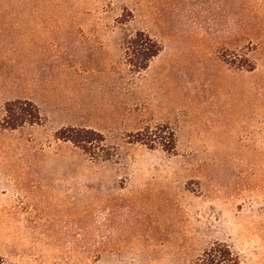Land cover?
Wrapping results in <instances>:
<instances>
[{"label": "rangeland", "instance_id": "1", "mask_svg": "<svg viewBox=\"0 0 264 264\" xmlns=\"http://www.w3.org/2000/svg\"><path fill=\"white\" fill-rule=\"evenodd\" d=\"M140 32L162 51L138 71ZM15 100L41 123L3 128ZM214 242L264 264V0H0V264H191Z\"/></svg>", "mask_w": 264, "mask_h": 264}, {"label": "trees", "instance_id": "2", "mask_svg": "<svg viewBox=\"0 0 264 264\" xmlns=\"http://www.w3.org/2000/svg\"><path fill=\"white\" fill-rule=\"evenodd\" d=\"M139 35L144 38L143 43L137 44L140 47L134 48L127 52V59L129 64L136 70L140 71L149 66L150 61L158 56L162 51L161 44L153 37L144 32ZM134 55V56H132ZM136 57H141V61H136ZM43 118L42 111L38 105L27 100L9 101L5 105V115L2 126L6 129H16L26 124L34 125L41 123ZM71 134H65V131L57 132L59 138L68 140L81 147L86 152L89 151V146L94 145L99 141H104L100 132L93 129L70 130ZM170 143L163 144V148L167 150H174L176 147V132L171 130ZM154 141V140H152ZM140 142L153 148V144L145 142L141 138ZM191 264H244L242 256L233 249V247L226 242H214L204 252L198 256Z\"/></svg>", "mask_w": 264, "mask_h": 264}]
</instances>
